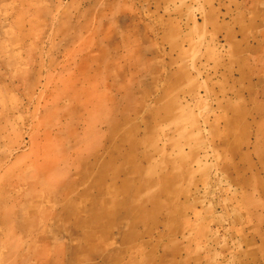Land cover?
<instances>
[{"label": "crops", "instance_id": "obj_1", "mask_svg": "<svg viewBox=\"0 0 264 264\" xmlns=\"http://www.w3.org/2000/svg\"><path fill=\"white\" fill-rule=\"evenodd\" d=\"M142 2L163 20L156 123L120 130L106 172L56 191L58 222L81 230L71 264H264L262 191L237 167L259 126L255 0Z\"/></svg>", "mask_w": 264, "mask_h": 264}, {"label": "rangeland", "instance_id": "obj_2", "mask_svg": "<svg viewBox=\"0 0 264 264\" xmlns=\"http://www.w3.org/2000/svg\"><path fill=\"white\" fill-rule=\"evenodd\" d=\"M247 7L258 18L259 126L237 167L257 176L263 205L264 0ZM162 22L142 0H0V264L72 263L70 242L81 230L58 222L56 191L106 172L120 130L156 123L149 110L160 90ZM220 44L212 42L211 58L222 54ZM75 72L91 79L70 87ZM64 92L70 98L56 102Z\"/></svg>", "mask_w": 264, "mask_h": 264}, {"label": "bare ground", "instance_id": "obj_3", "mask_svg": "<svg viewBox=\"0 0 264 264\" xmlns=\"http://www.w3.org/2000/svg\"><path fill=\"white\" fill-rule=\"evenodd\" d=\"M80 72H84L85 74H87L88 73V69L86 67H81V71ZM94 72H96V71H94ZM79 73L75 72L76 80H74V83L73 82L69 83L70 87H73L74 85L79 84V83H77L78 80L79 81H85L86 79H89V80L91 79L90 76L85 75L83 77V76H80ZM92 75L96 76V74H92ZM78 78H80V79H78ZM55 98H56L55 101L58 102L59 100H67V99H69L70 95H68L67 92H64V93H59L58 95H56ZM60 109H61L60 106H54V107L51 108L52 113H54V115H56V116H61L62 115ZM49 142L50 141L46 140L45 141V146H47Z\"/></svg>", "mask_w": 264, "mask_h": 264}]
</instances>
